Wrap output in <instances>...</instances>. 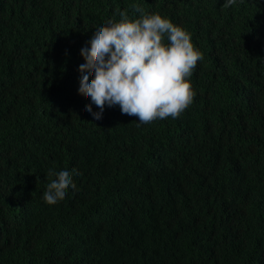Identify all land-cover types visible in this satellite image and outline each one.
Instances as JSON below:
<instances>
[{"label": "trees", "instance_id": "1", "mask_svg": "<svg viewBox=\"0 0 264 264\" xmlns=\"http://www.w3.org/2000/svg\"><path fill=\"white\" fill-rule=\"evenodd\" d=\"M224 3L0 0V264H264V1ZM134 5L204 55L178 119L85 110L81 49Z\"/></svg>", "mask_w": 264, "mask_h": 264}, {"label": "clouds", "instance_id": "2", "mask_svg": "<svg viewBox=\"0 0 264 264\" xmlns=\"http://www.w3.org/2000/svg\"><path fill=\"white\" fill-rule=\"evenodd\" d=\"M250 0H225L224 8ZM255 1V0H254ZM264 1V0H260ZM139 18L130 19L119 11V22L108 21L95 29L81 49L86 63L79 94L91 99L100 112L86 111L96 120L102 118L105 106H118L124 115L138 119V127L167 118L178 119L193 104L196 91L191 77L203 53L192 42L191 33L159 13H146L133 6ZM76 168L56 172L49 170V183L43 199L49 205L63 201L68 190L77 189ZM55 177V179H52Z\"/></svg>", "mask_w": 264, "mask_h": 264}]
</instances>
